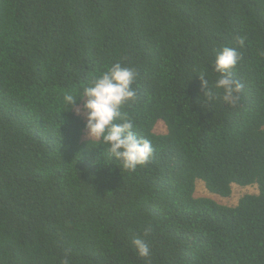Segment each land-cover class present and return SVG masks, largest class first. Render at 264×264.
<instances>
[{"label": "trees", "instance_id": "trees-1", "mask_svg": "<svg viewBox=\"0 0 264 264\" xmlns=\"http://www.w3.org/2000/svg\"><path fill=\"white\" fill-rule=\"evenodd\" d=\"M224 46L241 55L235 106L215 88ZM115 62L138 72L121 111L154 148L134 172L63 106ZM197 180L221 197L257 193L229 207L196 197ZM66 253L71 264H264V0H0V264Z\"/></svg>", "mask_w": 264, "mask_h": 264}, {"label": "clouds", "instance_id": "clouds-1", "mask_svg": "<svg viewBox=\"0 0 264 264\" xmlns=\"http://www.w3.org/2000/svg\"><path fill=\"white\" fill-rule=\"evenodd\" d=\"M244 42L243 37L236 38V44L240 47H243ZM240 59L241 55L236 47L224 46L213 62V71L220 74L215 81V88L223 90L220 98L230 106L239 102L244 87L232 73ZM137 77L135 68L115 62L105 71L93 76L81 91L63 94L66 111H74L76 115H80L81 109L77 107V101L82 102L85 129L90 142L102 144L110 158H114L113 161L130 172L146 165L154 153L151 141L138 136L134 120L121 111L125 105L137 98V90L133 86ZM198 77L204 89L203 95L210 101L215 100L216 93L208 87L206 73L202 72ZM151 231V225H147L144 235H149ZM132 243L139 257L146 258L151 254L150 246L144 238L137 237ZM61 264H71L67 253Z\"/></svg>", "mask_w": 264, "mask_h": 264}, {"label": "rangeland", "instance_id": "rangeland-1", "mask_svg": "<svg viewBox=\"0 0 264 264\" xmlns=\"http://www.w3.org/2000/svg\"><path fill=\"white\" fill-rule=\"evenodd\" d=\"M81 109L80 115H82L84 117V111ZM155 132L158 134H163L165 133V126L163 125V123H158L156 128H155ZM85 140H90L88 133L86 132L85 136H84ZM257 193V188L255 186H250V187H240L237 185H233L232 186V192L231 195L229 197H221V196H217L214 194H211L204 186V184L200 181L197 180L196 184H195V196L196 197H206V198H210L213 199L214 201H216L219 204L225 205V206H229V207H233L236 206L239 199L247 194H256Z\"/></svg>", "mask_w": 264, "mask_h": 264}]
</instances>
